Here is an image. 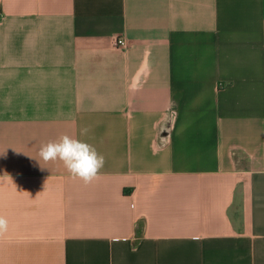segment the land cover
Listing matches in <instances>:
<instances>
[{"label": "crops", "instance_id": "obj_1", "mask_svg": "<svg viewBox=\"0 0 264 264\" xmlns=\"http://www.w3.org/2000/svg\"><path fill=\"white\" fill-rule=\"evenodd\" d=\"M0 215V264H264V0H0Z\"/></svg>", "mask_w": 264, "mask_h": 264}, {"label": "clouds", "instance_id": "obj_2", "mask_svg": "<svg viewBox=\"0 0 264 264\" xmlns=\"http://www.w3.org/2000/svg\"><path fill=\"white\" fill-rule=\"evenodd\" d=\"M41 160L45 163L62 161L73 177H78L86 184L93 182L98 177L105 163L104 156L99 154L95 147L67 134L56 141L42 145L38 161L41 163ZM41 166L44 165L41 164ZM7 231L8 220L0 215V235Z\"/></svg>", "mask_w": 264, "mask_h": 264}, {"label": "built area", "instance_id": "obj_3", "mask_svg": "<svg viewBox=\"0 0 264 264\" xmlns=\"http://www.w3.org/2000/svg\"><path fill=\"white\" fill-rule=\"evenodd\" d=\"M117 44L118 45H126L127 44V39L122 36L117 37Z\"/></svg>", "mask_w": 264, "mask_h": 264}]
</instances>
